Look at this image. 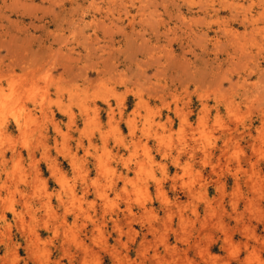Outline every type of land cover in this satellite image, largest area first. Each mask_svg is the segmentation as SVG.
I'll return each mask as SVG.
<instances>
[{
	"label": "rangeland",
	"instance_id": "374dc122",
	"mask_svg": "<svg viewBox=\"0 0 264 264\" xmlns=\"http://www.w3.org/2000/svg\"><path fill=\"white\" fill-rule=\"evenodd\" d=\"M0 264H264V0H0Z\"/></svg>",
	"mask_w": 264,
	"mask_h": 264
},
{
	"label": "bare ground",
	"instance_id": "6f19581e",
	"mask_svg": "<svg viewBox=\"0 0 264 264\" xmlns=\"http://www.w3.org/2000/svg\"><path fill=\"white\" fill-rule=\"evenodd\" d=\"M247 11V10H246ZM226 227V226H225Z\"/></svg>",
	"mask_w": 264,
	"mask_h": 264
}]
</instances>
